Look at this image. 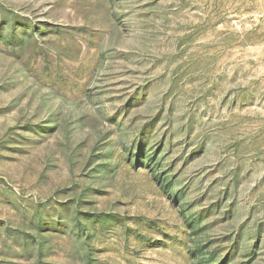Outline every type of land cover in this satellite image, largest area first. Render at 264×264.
Here are the masks:
<instances>
[{"label":"rangeland","instance_id":"1","mask_svg":"<svg viewBox=\"0 0 264 264\" xmlns=\"http://www.w3.org/2000/svg\"><path fill=\"white\" fill-rule=\"evenodd\" d=\"M0 264H264V0H0Z\"/></svg>","mask_w":264,"mask_h":264},{"label":"trees","instance_id":"2","mask_svg":"<svg viewBox=\"0 0 264 264\" xmlns=\"http://www.w3.org/2000/svg\"><path fill=\"white\" fill-rule=\"evenodd\" d=\"M82 203H84V204H88V202H82ZM85 229H86V227H83V228L79 227V228H78V230H81V231H83V230H85Z\"/></svg>","mask_w":264,"mask_h":264}]
</instances>
